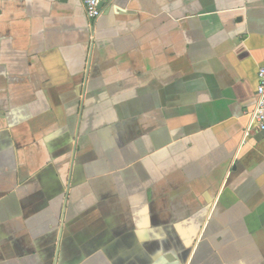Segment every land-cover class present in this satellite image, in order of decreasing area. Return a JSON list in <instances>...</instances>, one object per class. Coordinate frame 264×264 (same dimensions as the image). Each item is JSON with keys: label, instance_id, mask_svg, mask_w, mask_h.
<instances>
[{"label": "crops", "instance_id": "0c3cea01", "mask_svg": "<svg viewBox=\"0 0 264 264\" xmlns=\"http://www.w3.org/2000/svg\"><path fill=\"white\" fill-rule=\"evenodd\" d=\"M0 0V264H264V0Z\"/></svg>", "mask_w": 264, "mask_h": 264}, {"label": "built area", "instance_id": "2783aa9c", "mask_svg": "<svg viewBox=\"0 0 264 264\" xmlns=\"http://www.w3.org/2000/svg\"><path fill=\"white\" fill-rule=\"evenodd\" d=\"M111 2L113 0H84L83 6L86 17L90 21L97 20L102 14L100 5L110 4ZM248 127L264 132V66L260 67L257 72L256 106L249 114Z\"/></svg>", "mask_w": 264, "mask_h": 264}, {"label": "water", "instance_id": "95a60500", "mask_svg": "<svg viewBox=\"0 0 264 264\" xmlns=\"http://www.w3.org/2000/svg\"><path fill=\"white\" fill-rule=\"evenodd\" d=\"M103 5H100V8H102Z\"/></svg>", "mask_w": 264, "mask_h": 264}]
</instances>
